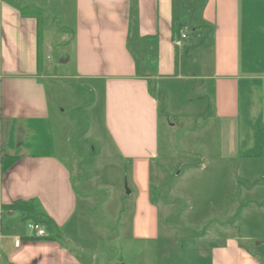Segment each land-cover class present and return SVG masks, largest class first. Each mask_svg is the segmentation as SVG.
<instances>
[{"label": "crops", "instance_id": "crops-1", "mask_svg": "<svg viewBox=\"0 0 264 264\" xmlns=\"http://www.w3.org/2000/svg\"><path fill=\"white\" fill-rule=\"evenodd\" d=\"M191 6L185 3L177 14L172 0L75 1V54L64 62L73 59L72 76L103 96L108 132L133 159L137 190L128 195L129 223L137 239H157L161 220L146 158L156 154L158 140V102L150 83L162 78L151 65L163 59L165 73L185 66L202 79L211 104L207 123L219 126L221 158L264 156V0H205L202 9L189 12ZM177 23L199 40L189 35L178 54L167 56ZM43 78L39 19L14 1L0 0V160L18 156L0 173V264H87L62 241L73 236L69 227L80 225L71 169L52 140L41 150L25 143L37 124L51 118ZM15 200L34 201L52 218L57 238H32L20 229L22 213L2 209ZM241 237L227 232L223 242L212 243L209 264H264V235L256 248Z\"/></svg>", "mask_w": 264, "mask_h": 264}, {"label": "rangeland", "instance_id": "rangeland-1", "mask_svg": "<svg viewBox=\"0 0 264 264\" xmlns=\"http://www.w3.org/2000/svg\"><path fill=\"white\" fill-rule=\"evenodd\" d=\"M8 1L40 23L51 118L37 124L25 143L41 150L52 140L55 153L73 173L80 202L75 221L80 225L69 227L73 236L64 235L63 242L87 264H209L212 243L223 242L227 232L240 234L245 245L256 248L264 235V156L220 157L219 126L207 123L211 104L202 79L185 66L175 74L165 73L163 59L151 65L162 78L150 83L158 102V140L156 154L149 152L146 158L161 220L157 239H137L129 223L133 204L128 195L137 190L133 159L108 132L103 96L72 76L73 59L64 62L75 54L76 0ZM204 1L172 0L173 10L178 14L185 3H192V12L202 9ZM189 35L199 40L192 30ZM185 43L167 48L166 55L178 54ZM185 75L192 77L178 78ZM30 222L17 220L27 231Z\"/></svg>", "mask_w": 264, "mask_h": 264}, {"label": "trees", "instance_id": "trees-1", "mask_svg": "<svg viewBox=\"0 0 264 264\" xmlns=\"http://www.w3.org/2000/svg\"><path fill=\"white\" fill-rule=\"evenodd\" d=\"M184 26L182 23H177L174 29V36L178 34L180 28ZM263 145H264V131H263ZM18 159V156H4L0 163H1V169L3 172H6ZM2 209L4 210H16L20 211L22 213V218L24 220H29L32 222L41 223L46 226L48 234L44 237H50V238H57V234L55 233V225L52 220V218L43 213L40 212L37 209L36 204L34 201L31 200H15L11 203H6L2 205ZM34 238V237H32Z\"/></svg>", "mask_w": 264, "mask_h": 264}, {"label": "built area", "instance_id": "built-area-1", "mask_svg": "<svg viewBox=\"0 0 264 264\" xmlns=\"http://www.w3.org/2000/svg\"><path fill=\"white\" fill-rule=\"evenodd\" d=\"M189 37V27L188 26H182L178 32L173 38V42L177 46H181L183 42ZM2 169L0 170V173L2 174ZM30 232L32 234V237L34 238H41L48 234L46 226L37 223V222H30L29 223ZM21 242V239L19 237L16 238L15 243L16 245H19Z\"/></svg>", "mask_w": 264, "mask_h": 264}]
</instances>
